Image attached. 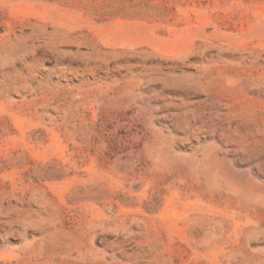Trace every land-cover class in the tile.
Returning a JSON list of instances; mask_svg holds the SVG:
<instances>
[{
    "label": "rangeland",
    "instance_id": "rangeland-1",
    "mask_svg": "<svg viewBox=\"0 0 264 264\" xmlns=\"http://www.w3.org/2000/svg\"><path fill=\"white\" fill-rule=\"evenodd\" d=\"M0 264H264V0H0Z\"/></svg>",
    "mask_w": 264,
    "mask_h": 264
}]
</instances>
